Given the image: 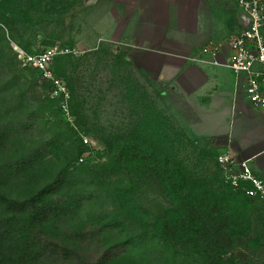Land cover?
Instances as JSON below:
<instances>
[{
	"label": "rangeland",
	"instance_id": "1",
	"mask_svg": "<svg viewBox=\"0 0 264 264\" xmlns=\"http://www.w3.org/2000/svg\"><path fill=\"white\" fill-rule=\"evenodd\" d=\"M83 6L0 0V160L29 161L0 192L25 201L51 186L54 202L43 223L30 206L15 213L2 264H264V200L224 183L219 151L114 44L57 59L67 109L29 67L52 46L77 47Z\"/></svg>",
	"mask_w": 264,
	"mask_h": 264
},
{
	"label": "crops",
	"instance_id": "2",
	"mask_svg": "<svg viewBox=\"0 0 264 264\" xmlns=\"http://www.w3.org/2000/svg\"><path fill=\"white\" fill-rule=\"evenodd\" d=\"M83 5L76 31L69 33L75 46L114 44L130 68L179 103L188 131L219 153L250 160L254 173L264 177V109L249 102L245 76L225 66L230 40L247 25L236 0H83Z\"/></svg>",
	"mask_w": 264,
	"mask_h": 264
},
{
	"label": "built area",
	"instance_id": "3",
	"mask_svg": "<svg viewBox=\"0 0 264 264\" xmlns=\"http://www.w3.org/2000/svg\"><path fill=\"white\" fill-rule=\"evenodd\" d=\"M239 10L245 15L247 25L242 32L230 40V56L225 66L237 75H244L245 93L249 102L257 109H264V0H236ZM87 51L57 44L28 58V65L35 70L42 81L56 87L63 99V107L70 93L62 87L55 76V62L60 57H81ZM219 49L212 55L217 57ZM83 161V159H81ZM222 179L231 189L246 197L264 200V177L252 170L250 160H243L231 152L220 153L216 157Z\"/></svg>",
	"mask_w": 264,
	"mask_h": 264
},
{
	"label": "trees",
	"instance_id": "4",
	"mask_svg": "<svg viewBox=\"0 0 264 264\" xmlns=\"http://www.w3.org/2000/svg\"><path fill=\"white\" fill-rule=\"evenodd\" d=\"M9 131L7 128L0 130V155L3 149V145L8 137ZM29 161L22 160L21 162H16L15 165H5L0 160V188L4 185V182L7 180L8 175H14L17 170H21L28 165ZM51 186H47L39 194L25 201H17L9 199L6 194L0 192V264L6 262V251H7V240L9 238L10 230L7 228V223L13 222L16 223L17 218L16 214L25 215L28 206L32 208V211L28 214V218L32 222L43 223L45 220H48L53 211V201L45 200V195L49 193ZM37 202L42 203V206L37 207ZM16 211V212H15ZM10 213H14L11 217ZM16 213V214H15ZM16 251L22 252L21 249ZM21 256V255H20ZM22 260V258H20Z\"/></svg>",
	"mask_w": 264,
	"mask_h": 264
}]
</instances>
